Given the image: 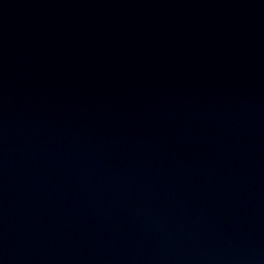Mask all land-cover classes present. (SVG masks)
I'll use <instances>...</instances> for the list:
<instances>
[{"label": "water", "instance_id": "95a60500", "mask_svg": "<svg viewBox=\"0 0 264 264\" xmlns=\"http://www.w3.org/2000/svg\"><path fill=\"white\" fill-rule=\"evenodd\" d=\"M0 264H264V0H0Z\"/></svg>", "mask_w": 264, "mask_h": 264}]
</instances>
